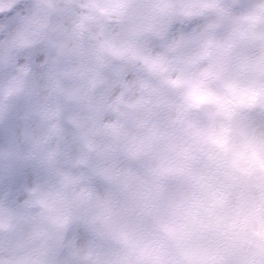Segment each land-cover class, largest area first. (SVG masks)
Returning a JSON list of instances; mask_svg holds the SVG:
<instances>
[{"label":"clouds","instance_id":"1","mask_svg":"<svg viewBox=\"0 0 264 264\" xmlns=\"http://www.w3.org/2000/svg\"><path fill=\"white\" fill-rule=\"evenodd\" d=\"M0 264H264V0H0Z\"/></svg>","mask_w":264,"mask_h":264}]
</instances>
